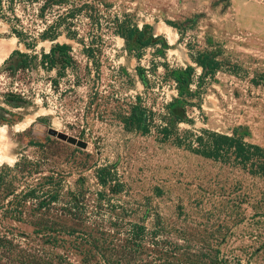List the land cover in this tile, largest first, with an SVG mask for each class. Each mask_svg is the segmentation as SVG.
I'll use <instances>...</instances> for the list:
<instances>
[{"label":"rangeland","instance_id":"rangeland-1","mask_svg":"<svg viewBox=\"0 0 264 264\" xmlns=\"http://www.w3.org/2000/svg\"><path fill=\"white\" fill-rule=\"evenodd\" d=\"M40 2L0 0V118L11 121L0 124V157L15 160L0 165V264H84L78 239L61 233L66 208L116 243L131 228L121 212L131 211L148 248L137 262L216 256L218 264H264V176L192 154L158 133L169 120L179 132L234 130L264 153V0H64L44 19L36 14ZM60 12L56 41L69 45L72 61L46 69L38 60L52 42L38 34ZM121 22L149 25L150 43L124 41L116 34ZM12 50L35 58L15 68L21 57ZM202 50L215 54L212 73L193 62ZM186 65L193 74L184 90L193 95L185 98L190 105L171 108L178 121L165 107L177 97L169 70ZM132 106L150 119L145 134L123 128ZM99 166L124 183L100 208ZM114 220L124 223L118 235ZM35 221L60 229L38 230ZM86 260L105 263L98 255Z\"/></svg>","mask_w":264,"mask_h":264},{"label":"trees","instance_id":"trees-1","mask_svg":"<svg viewBox=\"0 0 264 264\" xmlns=\"http://www.w3.org/2000/svg\"><path fill=\"white\" fill-rule=\"evenodd\" d=\"M19 1H25L27 3L36 2V0ZM63 2L64 0H42V2H40L41 4L37 7V17L44 19L45 13L48 11V9L52 8L53 6H61ZM75 9L77 11L78 8ZM74 13L75 12L71 10L68 15L72 16ZM61 19H64V17L61 16V12L57 13L56 17L50 22L44 23L43 29L38 34V38L40 40H48L52 42L47 52H42L40 54V59L38 60L40 65H43V67L46 69L55 67L56 64H59V68H61V65H68L72 61L68 52L69 45L56 41L60 34L59 28L61 27ZM168 23L171 26L175 24L173 22ZM117 26L119 29L116 34L119 35L124 41L134 42L138 47L148 45L152 39V34L146 31V29L150 28V26L147 24H144L143 28H139L135 25L128 27L122 22ZM124 26L126 27L124 28ZM11 32L16 37L22 35V31L17 30L15 27H11ZM84 51L89 57L92 54V50L90 48H85ZM14 54L21 57L16 61L15 68H25L29 65L30 60L35 58L33 55L28 56L27 54L19 52L18 50H12L10 55L12 56ZM192 59L193 62L200 67L203 75L212 73L217 67L215 54L211 51H199L193 56ZM169 71L173 73V76L175 74L173 80L175 81L177 97L173 98L169 103H167L165 107L168 109V114H171L174 120L176 119L180 121L178 113L175 112L174 114V111L171 110V108H173L179 102H182V107H184V104H191V102L185 98L192 97L193 93L192 91H185L184 89L187 88L190 83V77L193 74V67L191 65H186L182 69H174ZM58 75H61L60 71L58 72ZM259 79L264 84V73L259 76ZM0 119L2 121L0 124L11 123V121H6L5 118ZM121 122L125 130H129V128L132 127L137 129L140 133L145 134L148 131L150 119L145 117L142 114V111L137 109V106H132L129 110V113L122 116ZM158 133H161V140H168L175 146L182 147L192 154L215 161L233 163L247 169V171L251 174H260L261 176H264V153L262 148L257 144L244 142L242 140L243 138L238 137L234 130L231 135L219 134L208 130H202L198 134H195L190 130H182L179 132L176 130L175 126L171 124V120H169L168 123L160 126ZM111 168L112 167L110 166H99L94 170L95 179L98 185L102 188L96 192L94 198L95 206L99 208L101 206V201L104 200L107 195L106 193L109 192L111 195L118 194L120 191H122V187L124 185V183L118 178L112 177L113 170L111 171ZM44 181L50 182L51 180L49 177H46ZM42 184L43 182L41 185ZM24 194L25 196H30L32 195V190H27ZM54 196L55 193L52 192L51 195H49V199H54ZM44 204V200L39 201V205L43 206ZM79 205L80 202H78L76 198H73L72 206H78V208H81L82 205ZM115 207V204L111 205V208ZM120 208L117 212H115V215L120 213ZM64 212L69 216V218L65 219L67 224H65V222L61 224V233H65L69 236L71 235L73 239H78L77 241L74 240L73 245L76 250H80V252L83 254L81 261L84 264L87 263V257H93L95 255H98L100 259L104 260V264H148L140 261L137 262V260H139L137 257H139L142 252L148 248L147 246H142L141 243H139L144 228L142 222H131L129 219L132 214L131 211H129L128 214H124L123 211L121 212V216L129 217L126 219V221L128 224L131 223V228L128 233L129 235L125 236L119 240L120 242L117 243L112 241V237L115 235H110L108 238H106L102 235V233L97 232V230L92 228V223L86 225L85 219L87 217L84 214H80V211H74L70 208H66ZM72 213L74 214L72 215ZM63 218L65 217L63 216ZM37 224L39 225L38 230L48 229V231H53L55 228L60 229L59 223L57 224L58 226L54 228L45 223L42 224L41 222ZM110 224L115 227V232L117 234L119 230L118 227L122 226L124 223L114 220V222L111 221ZM214 253L216 255L218 254L217 248H214ZM113 255H117L118 258L114 259ZM109 257H112V260ZM200 261L197 259L184 257L181 259H176L175 262L165 261L167 263L164 264H218L219 262L217 261L216 256H213L210 260H208V262Z\"/></svg>","mask_w":264,"mask_h":264},{"label":"clouds","instance_id":"clouds-1","mask_svg":"<svg viewBox=\"0 0 264 264\" xmlns=\"http://www.w3.org/2000/svg\"><path fill=\"white\" fill-rule=\"evenodd\" d=\"M5 162H7L9 165L13 164L15 162L14 159H7L4 157H0V165L4 164Z\"/></svg>","mask_w":264,"mask_h":264},{"label":"water","instance_id":"water-1","mask_svg":"<svg viewBox=\"0 0 264 264\" xmlns=\"http://www.w3.org/2000/svg\"><path fill=\"white\" fill-rule=\"evenodd\" d=\"M77 145H80L81 146V145H83V142H82V144H80V142H78Z\"/></svg>","mask_w":264,"mask_h":264}]
</instances>
